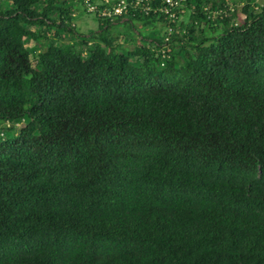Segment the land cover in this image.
<instances>
[{
    "label": "trees",
    "instance_id": "16d2710c",
    "mask_svg": "<svg viewBox=\"0 0 264 264\" xmlns=\"http://www.w3.org/2000/svg\"><path fill=\"white\" fill-rule=\"evenodd\" d=\"M125 1L0 0V264H264V0Z\"/></svg>",
    "mask_w": 264,
    "mask_h": 264
},
{
    "label": "built area",
    "instance_id": "2783aa9c",
    "mask_svg": "<svg viewBox=\"0 0 264 264\" xmlns=\"http://www.w3.org/2000/svg\"><path fill=\"white\" fill-rule=\"evenodd\" d=\"M107 2L108 0H104ZM163 4L159 7L158 11L166 13L168 16H174V12L170 10V8L174 6L181 5L182 0H163ZM87 4V8L89 11H97L101 15H120L123 11H125L129 5L125 0H118L114 4L109 7L100 8L96 3L91 2V0H85ZM133 7L142 8L144 11L148 12L150 10V5L148 3H144V0H135L134 3H131Z\"/></svg>",
    "mask_w": 264,
    "mask_h": 264
},
{
    "label": "rangeland",
    "instance_id": "374dc122",
    "mask_svg": "<svg viewBox=\"0 0 264 264\" xmlns=\"http://www.w3.org/2000/svg\"><path fill=\"white\" fill-rule=\"evenodd\" d=\"M230 3L233 5V7L235 8L236 12H237V19L236 21H242L244 15L241 12V6L242 4L239 3L237 0H230ZM81 8V5H78ZM78 13V12H77ZM78 15V16H77ZM77 18H75V23L77 26V29L80 30V32L84 33V34H88L90 31L94 30L97 28V20L94 17L93 14L91 13H87V12H81L79 14H76ZM186 17V16H185ZM68 37L65 39V41H67ZM121 39L119 38L118 41H120ZM33 42L29 41L28 45H32Z\"/></svg>",
    "mask_w": 264,
    "mask_h": 264
}]
</instances>
